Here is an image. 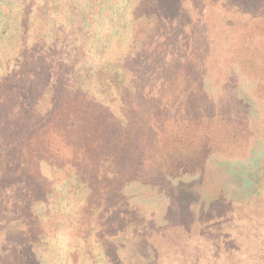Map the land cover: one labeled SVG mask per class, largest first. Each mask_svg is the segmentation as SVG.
Here are the masks:
<instances>
[{
	"label": "trees",
	"instance_id": "obj_1",
	"mask_svg": "<svg viewBox=\"0 0 264 264\" xmlns=\"http://www.w3.org/2000/svg\"><path fill=\"white\" fill-rule=\"evenodd\" d=\"M204 1L211 10L218 4ZM153 3L172 13L180 0ZM141 8L135 0H0V210L7 203L9 216L15 205L24 213L0 227V256L8 264L20 238L49 243L66 228L64 263L107 264L93 233L111 214L123 238L142 225L119 220L131 208V185L168 190L182 172L203 170L211 155L248 154L254 130L247 119L176 115L186 103L205 101L204 58L194 50L167 62L176 35L164 37L141 18ZM229 22L264 37V19ZM251 54L238 55L249 70L259 68ZM236 240L216 236L213 252L195 244L172 260L248 264L244 240ZM27 246L22 256L33 258ZM135 248L142 264H160L152 235L140 236Z\"/></svg>",
	"mask_w": 264,
	"mask_h": 264
},
{
	"label": "rangeland",
	"instance_id": "obj_2",
	"mask_svg": "<svg viewBox=\"0 0 264 264\" xmlns=\"http://www.w3.org/2000/svg\"><path fill=\"white\" fill-rule=\"evenodd\" d=\"M154 1L135 3L142 5L141 18L153 21L164 37L176 35L167 62L175 65L194 50L204 58L201 73L205 101L186 103L182 113L178 110L176 115L241 117L250 122L254 136L245 157L211 155L203 170L182 172L168 190L131 185L125 190L131 208L126 206L127 214L123 211L119 220L126 225L139 220L142 225L136 228L133 224V229L126 231L128 237L123 238L124 232H116L123 226L111 221L115 219L111 214L93 233L95 249L104 252L107 264H142L136 258L135 245L140 236L149 234L160 244V264H184L180 263L181 249L188 254L195 244H200L211 253L216 249L213 240L220 236L244 240L240 246L250 259L248 264H264V37H250L238 24L229 22L233 16L264 19V0H249L251 5H245L247 0H218L215 10L204 0H180L172 13L154 6ZM239 4L242 8L236 6ZM244 52L258 54L259 68H245L242 56L238 57ZM155 84L154 81L151 86ZM6 204L0 210V227L11 216L23 218L22 205H15V214L9 216L11 210L5 208ZM134 206L139 208L137 212ZM69 237L66 228L49 243L20 238L15 246L18 256L10 264H74L64 263ZM120 242L125 245L116 257L115 250L119 249L115 245ZM22 243L32 245L27 247L33 258L22 256ZM173 253L179 254L174 260ZM2 258L0 264H8ZM76 264L87 263L80 260Z\"/></svg>",
	"mask_w": 264,
	"mask_h": 264
}]
</instances>
